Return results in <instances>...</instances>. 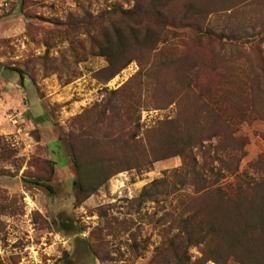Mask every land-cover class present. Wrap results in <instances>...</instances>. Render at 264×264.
<instances>
[{"label":"rangeland","instance_id":"1","mask_svg":"<svg viewBox=\"0 0 264 264\" xmlns=\"http://www.w3.org/2000/svg\"><path fill=\"white\" fill-rule=\"evenodd\" d=\"M114 2L123 8L131 6L122 0H0V264L162 261L156 255L161 241L158 220L170 212L173 202L138 205L136 199L144 185L163 171L177 168L180 157H166L148 168L128 169L124 164L146 149V141L155 150L168 149L161 142V131L167 129L165 121L177 116L178 106H161L162 98L153 99L149 107L140 105L135 113L129 102L123 101L119 104L120 119L113 123L107 118L94 126V118L83 120L85 110L100 104L108 92L133 87L139 66L132 61L104 82L100 74L104 61L88 55L76 62L72 57L76 48L69 50L60 35L67 16L79 13L78 7L95 14L108 10ZM246 5L229 14L221 11L209 16L200 47L193 46L195 35L191 31L176 29L166 34L162 51H183L209 59L211 65L215 63L209 55L224 56V61L234 63L229 72L234 74V87H238L253 71L263 73L264 66L260 62L264 58V0H251ZM140 54L148 56L143 50ZM9 68L25 72L21 84ZM262 101L256 96L255 112L236 125L232 135L243 144L237 172L244 180L264 179ZM126 112L133 113L134 121L137 116L138 125L131 132L123 124ZM115 126L122 137L109 135L111 142L101 141L103 152L117 161L106 168L110 176L92 193H78L72 185L75 172L68 137L79 146L85 132L100 138L115 131ZM130 133L140 145L125 144ZM232 181L233 177L226 175L218 186L226 190ZM36 183L48 185L51 193ZM189 254L192 261L200 257L195 248ZM226 264L239 263L229 259Z\"/></svg>","mask_w":264,"mask_h":264},{"label":"trees","instance_id":"2","mask_svg":"<svg viewBox=\"0 0 264 264\" xmlns=\"http://www.w3.org/2000/svg\"><path fill=\"white\" fill-rule=\"evenodd\" d=\"M122 1L131 6L123 8L114 2L108 10L95 14L78 7L79 13L67 16L60 35L69 50L76 48L72 54L76 62L88 55L104 61L100 70L104 82L132 61L139 66L133 87L108 92L100 104L85 110L83 120L94 118V126L107 118L113 123L120 119L119 104L123 101L129 102L135 113L140 105L149 107L153 99L162 98L161 106H178L177 116L164 122L165 131L160 130L161 142L169 150H155L146 141V149L135 153L134 161L129 157V162H124L128 169L148 168L166 157H180L177 168L163 171L159 178L144 185L136 199L138 205L173 202L170 212L158 220L161 241L156 255L162 261L154 264H226L229 259L239 264H264V179L240 178L237 171L243 144L232 136L236 125L255 112L256 96L264 103V66L263 73L255 70L234 87V74L229 72L232 60L224 61V56L212 53L209 57L215 65H211L209 59L183 51H162L166 34L176 29L191 31L195 35L193 46L200 47L209 16L243 9L251 0ZM224 5L225 9L220 10ZM142 50L148 54L146 58L140 54ZM260 62L264 64V58ZM9 70L17 74L21 84L25 72ZM126 114L123 124L131 132L138 125L137 116L134 121L133 113ZM113 129L100 138L85 132L79 146L68 137L75 172L72 185L78 193H92L110 176L106 168L117 161L103 152L101 141L111 142L109 135L122 137L118 126ZM212 140L218 144L212 145ZM126 143L129 147L140 145L131 133ZM48 173L52 174L51 167ZM226 175L233 181L225 190L218 182ZM35 185L51 193L48 185ZM193 248L200 257L192 261L189 251Z\"/></svg>","mask_w":264,"mask_h":264}]
</instances>
